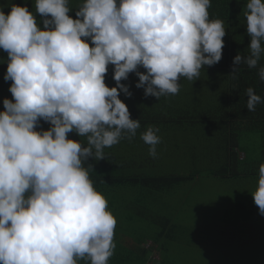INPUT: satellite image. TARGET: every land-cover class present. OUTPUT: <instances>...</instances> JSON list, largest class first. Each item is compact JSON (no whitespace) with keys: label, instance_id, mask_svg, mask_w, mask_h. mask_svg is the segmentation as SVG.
<instances>
[{"label":"clouds","instance_id":"obj_1","mask_svg":"<svg viewBox=\"0 0 264 264\" xmlns=\"http://www.w3.org/2000/svg\"><path fill=\"white\" fill-rule=\"evenodd\" d=\"M68 5L35 0L43 30L27 5L0 9L12 96L0 111V264H109L117 222L85 164L104 160L105 148L140 128L118 98L132 96L121 81L134 73L135 88L159 100L179 93L181 77L196 81L222 58L226 30L209 19L211 0H83L76 19ZM244 15L249 54L234 57L233 78L264 55V0H247ZM258 75L264 81V67ZM246 96L250 112L264 103L251 87ZM41 120L48 130H37ZM158 131L141 136L153 158ZM69 133L86 137L87 146ZM251 195L264 216V164Z\"/></svg>","mask_w":264,"mask_h":264},{"label":"crops","instance_id":"obj_2","mask_svg":"<svg viewBox=\"0 0 264 264\" xmlns=\"http://www.w3.org/2000/svg\"><path fill=\"white\" fill-rule=\"evenodd\" d=\"M221 2H226L224 10L221 5L219 7L220 12H216V9L212 7L213 4L220 3V0H216L215 3H211L208 12L210 20L219 19L224 22L226 35L223 38L222 58L220 62L211 67L204 66L200 71L198 80L189 81L181 77L179 93L174 96H162L159 100L151 96L145 97L142 88H134L135 84L139 82L136 75L129 74L128 80L132 79L131 82L121 81L122 84L129 86L132 96L126 98L121 93L118 98L126 106L138 109L137 114L133 115V118L138 119L140 123L135 138L140 140L137 142V147L141 148L144 155L141 156L140 153L139 158L132 156V161L135 163L140 162L144 166L148 162L154 161L149 155L150 146L141 139L142 134L149 127H152L159 129L157 135L160 137V143L156 146V150L160 158L169 161L171 155L180 153L185 155L179 161L176 159L177 156H174V161L177 162L171 169L193 172L215 171L225 165L226 158L229 156L228 149L232 148V145L227 141L229 136L233 137L229 133L238 131L239 133L235 135L239 136V148L235 152L242 155L240 159L245 158V162L251 163L253 160L259 170L262 162L258 163L256 158L264 150V103L258 104L255 111H248L246 108V90L249 87L253 88L255 94L260 95L264 100V81H261L258 75V69L264 67V55H262L256 68H248L242 64L238 75L233 78L231 72L234 57L237 54L244 56L249 54L250 37L246 34L244 15L247 0H221ZM82 3L83 0H69L68 6L71 10L69 15L73 19H76L75 11L79 9ZM12 4L27 5L29 11H32L36 16L38 26L43 30L42 19L44 18L35 13V0H0V9L7 14ZM226 9L229 12H226ZM216 16L220 18H216ZM224 16L226 18H221ZM87 42L91 47V42ZM0 61H3L0 62V107H3V99L12 100L11 93L8 91L11 81L5 82L3 79L7 68V53L3 50H0ZM108 68L111 69L112 66L109 65ZM138 71L143 73L144 69L140 68ZM112 76L113 73L110 76L107 73L105 76V84L109 88L115 87L112 85L115 84ZM232 122L235 123L234 127L228 124ZM213 123L221 128H214ZM40 127L37 129L38 131ZM70 134H68V138L74 140ZM183 138H194L197 139V142H181L180 140ZM122 139L124 142L121 148H125L131 145L133 137ZM165 139H169V143H165ZM160 148H175L174 151H168L175 154L167 153V151L165 154L159 153ZM114 150L115 147L113 146L104 149V151ZM116 154L120 158L119 161L124 160L125 154L118 152ZM163 155L165 156L163 157ZM248 156L250 161L246 158ZM152 169L160 168L154 167ZM162 169H165L164 166ZM205 176L207 178L213 177L207 173ZM200 178L201 175H196L195 183L199 182ZM213 178L216 179L217 177ZM258 178L243 177L240 181L252 179L254 182Z\"/></svg>","mask_w":264,"mask_h":264},{"label":"trees","instance_id":"obj_3","mask_svg":"<svg viewBox=\"0 0 264 264\" xmlns=\"http://www.w3.org/2000/svg\"><path fill=\"white\" fill-rule=\"evenodd\" d=\"M215 2L216 0H211V3ZM221 5L224 10L226 2L222 3L221 0L220 3L213 4L212 7L218 13ZM225 11L229 12L228 9ZM216 18L220 17L216 16ZM107 73L110 76L113 73V67L108 68ZM128 110L130 118L135 120L133 117L137 114L138 109L135 107L133 109L130 106ZM0 111H4V108L0 107ZM39 123L41 130L50 128L47 122L41 120ZM228 124L234 127L235 123ZM213 127L221 128L216 123H213ZM238 133V131L229 133L233 135V137L227 138L232 148L228 149L229 156L226 158L225 165L215 171H206L207 174L223 180L238 179V181L243 177L254 179L259 177V170L256 168L255 162L253 160L251 163L245 162V158L241 160L242 155L235 152L239 148V136L235 135ZM71 135L82 146H87L86 137H78L74 133ZM104 153V160L89 159L85 167H88V164L92 165L93 171L90 170L89 172L90 179L96 190L106 198L108 210L117 216L114 234L116 247L109 264H177L175 261L172 262L169 252L170 246L180 248L179 243L185 240V234H205L204 227H199L197 220L190 218L199 216L197 206H190V203L185 204L189 196L185 189L186 184H196V175H202L203 172L192 171L187 175L172 172L157 173L162 170L175 169H171L173 166L166 168L165 164L168 163V160H163L159 155H156L155 158L151 157L154 161L143 166L140 162L135 163L132 161V157L126 155L125 161H119L120 158H118L116 151H104ZM246 158L249 160V156ZM256 160L258 163L264 164V150ZM162 165L165 169H162ZM154 167L160 168V170L152 169ZM239 189H242L241 183ZM239 194L235 196L241 200H239L237 208L240 211L251 210L250 208L255 206L253 198L249 196L242 199L247 194L245 191L239 192ZM199 202L200 198H198V204ZM180 203L185 206L184 217H189L186 223L181 224L176 220L178 217L176 208ZM199 208L202 210L200 205ZM185 224H187L186 227ZM188 227H194L196 230L193 232L185 231ZM209 228L206 233L212 231V234H215L214 230H218V228L214 229L215 226ZM182 234L184 237L181 236ZM208 246L210 247L209 242L199 250V262L196 264H214ZM231 261L232 259H228L227 262L229 263L226 262L225 264H231ZM80 264H88V262L80 261Z\"/></svg>","mask_w":264,"mask_h":264},{"label":"rangeland","instance_id":"obj_4","mask_svg":"<svg viewBox=\"0 0 264 264\" xmlns=\"http://www.w3.org/2000/svg\"><path fill=\"white\" fill-rule=\"evenodd\" d=\"M130 75L135 76L134 73H130ZM216 76H218V74H216ZM131 80L132 79H129L123 82H131ZM138 141L140 140H136V138L133 137L130 146L121 148L124 142V140L121 139L117 145L113 146L115 147L114 151L119 154H125L127 157L137 156L139 158V154L141 153L142 156L144 152L141 151L140 147H137ZM180 141L197 142V139L183 138ZM165 143H169V139H165ZM159 150V153L165 154L167 151V153L175 154L168 152L174 151L175 148H160ZM164 156L165 155H163V157ZM174 156H177L176 159L179 161L185 155L183 153L171 155L165 167L175 166L177 161H174ZM205 171L206 170H203L204 175H201L199 182L196 184H186L185 186L186 192L189 194L185 204L190 203V206H197L199 211V216L190 218L191 220H197V225L199 227H204L205 234H185V240L179 243L181 246L180 248L171 245L169 252L172 257V262L175 261L177 264L198 263V257L200 256L199 250L209 242L210 247L208 246V248L213 256L214 264H225L228 259H232L231 264H264V216L259 214L255 206L251 207V210L246 209L240 211L237 208L240 199L235 197L240 195L239 192L244 191L247 194H245V197L242 199H246L249 196L252 197L251 194L258 186V179L254 182L252 179L242 181L231 179L223 181L218 177L216 179L213 177L207 178V176H205ZM159 172L182 173L187 175L192 171L162 170L157 173ZM240 183L242 189H239ZM198 198H200L199 204ZM199 205L202 207V210H200ZM176 210L178 211V217L175 219L180 224L183 222L186 223L189 217H184V204L180 203ZM253 212H255V214H253ZM113 216L117 219L116 215ZM208 222H210L209 226ZM186 225L187 224H185V227ZM213 226H215L214 229L218 228V230H214L215 234H212V231L206 233V230ZM195 230L194 227H188L185 231L193 232ZM181 236L184 237V234Z\"/></svg>","mask_w":264,"mask_h":264}]
</instances>
